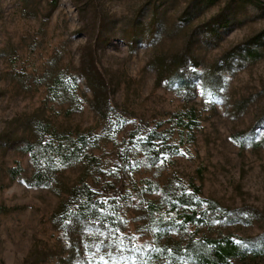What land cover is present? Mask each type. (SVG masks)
Listing matches in <instances>:
<instances>
[{
	"label": "rangeland",
	"instance_id": "obj_1",
	"mask_svg": "<svg viewBox=\"0 0 264 264\" xmlns=\"http://www.w3.org/2000/svg\"><path fill=\"white\" fill-rule=\"evenodd\" d=\"M85 208L116 264H264V0H0V264H60Z\"/></svg>",
	"mask_w": 264,
	"mask_h": 264
},
{
	"label": "trees",
	"instance_id": "obj_2",
	"mask_svg": "<svg viewBox=\"0 0 264 264\" xmlns=\"http://www.w3.org/2000/svg\"><path fill=\"white\" fill-rule=\"evenodd\" d=\"M82 71L87 86L90 87L94 94L93 108L98 111L97 104L103 101L100 93L102 90L103 78L94 64L91 65L90 68L83 66ZM96 77L98 81H95ZM180 82H184V80L180 79ZM168 83L170 85H175L177 81L171 77L168 79ZM179 84L181 85V83ZM221 89L222 83L213 73L205 75L201 79L202 97L209 100L211 104L216 105L221 101ZM37 177L40 178L38 179L39 185L49 183L45 177H42V174L37 175ZM68 219L63 230L72 232V239L68 249L70 252L67 257H62L60 259V264H116L118 257L116 258L114 252L108 249L109 243L113 244V242H109V240L100 241V239L96 237L97 235H95L97 234L95 233L96 230L106 227L104 221L97 220L98 209H80L71 213ZM259 238L264 245V234L259 236ZM214 246L215 249L210 256H206L199 252L195 253L199 264H222L227 262L229 258L237 257L242 252L240 246L233 244V242L229 240H226L224 244L217 243Z\"/></svg>",
	"mask_w": 264,
	"mask_h": 264
}]
</instances>
